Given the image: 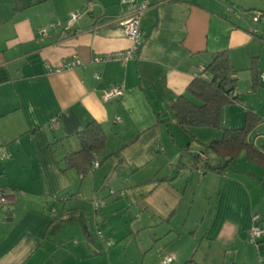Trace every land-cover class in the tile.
Wrapping results in <instances>:
<instances>
[{"label": "crops", "instance_id": "1", "mask_svg": "<svg viewBox=\"0 0 264 264\" xmlns=\"http://www.w3.org/2000/svg\"><path fill=\"white\" fill-rule=\"evenodd\" d=\"M138 1L149 9L136 59L98 65L96 55L132 47L118 24L125 16L120 0H0V190L16 200L0 208V264H134L131 238L133 254L144 255L140 264H163L164 254L172 264L191 257L199 264H264V234L249 242L253 216L264 224L256 174L193 169L191 154L222 133L196 129L202 138L217 135L196 150L171 109L198 68L229 51L240 102L223 109L222 127L243 128L251 109L263 121L249 141L264 148V92L253 89L250 75L255 58L264 71V0ZM77 12L70 30L39 35ZM73 56L84 66L65 69ZM120 83L124 95L103 102L102 93ZM92 121L103 127L106 155L113 156L100 158L82 182L76 170L64 171L63 158L79 150L77 136ZM98 200L104 205L94 214ZM70 211L79 219L55 227L56 216ZM134 224L149 236L133 234ZM96 232L113 244L106 248Z\"/></svg>", "mask_w": 264, "mask_h": 264}, {"label": "trees", "instance_id": "2", "mask_svg": "<svg viewBox=\"0 0 264 264\" xmlns=\"http://www.w3.org/2000/svg\"><path fill=\"white\" fill-rule=\"evenodd\" d=\"M252 62L251 76L253 89L256 90L261 86L260 74L262 72L258 71L257 58ZM204 67L205 72L197 74V77L187 87L185 94L179 96L171 105L180 128L186 131L193 128L214 129L222 133L221 137L210 142L205 150L191 154L194 160L193 169L202 170L204 173L214 172L223 175L231 168L232 163L237 160L241 152L246 153L250 162L264 168V148H259L249 141L250 135L263 121L259 114L248 109L243 128L229 129L222 127L223 109L240 102L238 95L235 93L238 80L233 76L235 70L231 63L229 51L216 54L213 62ZM103 130L99 123L92 121L86 125L84 130L80 131L77 136L80 148L78 151L68 152L65 155L63 158L64 171L76 170L83 182L92 173L93 163L97 159L104 157V160L107 161L113 156L106 155L107 136ZM203 154L206 158H202ZM212 158L219 162L217 164L213 163ZM69 199H73V197L61 196L58 200L65 202ZM72 212L70 211L68 216L63 213L56 216L54 220L55 227L60 228L67 222L78 220L79 218L72 215ZM94 214H96L95 210ZM83 233L88 239H92L86 224H83ZM96 233L104 246L109 247L107 244L110 240L106 239L103 233ZM183 264L199 263L191 257Z\"/></svg>", "mask_w": 264, "mask_h": 264}, {"label": "built area", "instance_id": "3", "mask_svg": "<svg viewBox=\"0 0 264 264\" xmlns=\"http://www.w3.org/2000/svg\"><path fill=\"white\" fill-rule=\"evenodd\" d=\"M148 2V1H147ZM146 1L139 2L138 0H120V5L125 11V16L123 18H120L118 20V24L120 25L123 34L125 37L131 42L132 47H130L127 50H121V51H115L111 53H106L103 55H96L93 58V62L99 64H109V63H120V64H127L130 61L136 59V54L140 51L142 45H143V37L141 33V22L143 18L145 17L148 9H149V3ZM254 15L253 20L255 22L259 21L261 14L257 11L252 12ZM82 12L73 13L70 15L69 18L65 22H57L54 24H50L49 28H44L40 30L38 33L41 37H48L49 30L50 29H58L60 27L66 26L68 30L74 27L75 23L81 18ZM84 66L82 60L79 57L73 56L70 60H68L64 68L67 70H74L75 68ZM205 72V67L200 66L198 68V74H203ZM96 78H98L97 74L95 75ZM261 80L264 82V71L260 74ZM126 90V87L124 83H120L118 85L113 86L112 88L104 91L102 93V101L107 103L113 99L121 98L124 95V92ZM57 119L54 118L51 121V126L54 128L57 124ZM120 120V119H119ZM202 158H206L204 154L202 155ZM100 161L97 159L93 163V168L91 169L92 172L99 168ZM111 194H114V192L111 191ZM122 194V193H121ZM124 195V194H122ZM15 198L9 197L5 191L0 190V207L9 206L15 203ZM95 208L96 214H98L101 211L102 204L100 201H94L93 203ZM254 224L251 226V229L249 230V242L251 244H257L260 241V238H262L264 234V224L260 222V215L255 214L253 216ZM111 241L108 242V246H111ZM173 257L170 255H165L163 258L162 263L163 264H172Z\"/></svg>", "mask_w": 264, "mask_h": 264}, {"label": "rangeland", "instance_id": "4", "mask_svg": "<svg viewBox=\"0 0 264 264\" xmlns=\"http://www.w3.org/2000/svg\"><path fill=\"white\" fill-rule=\"evenodd\" d=\"M263 72V71H262ZM250 73V72H249ZM250 75H251V73H250ZM244 80L243 79H241V84H242V86L245 84L244 82H243ZM262 81V80H261ZM263 84H264V82L262 81V84H261V87L259 88V92H264V86H263ZM241 89H242V87H240ZM255 96L256 95H258L257 93L256 94H254ZM253 95V96H254ZM249 96L251 97V94H249ZM254 98V97H253ZM175 114V113H174ZM263 114H264V112H263ZM180 128V127H179ZM182 131H183V134H184V137H186V138H188V141H190L191 143H192V141H193V146L196 148V150H202L203 148H205V145H206V143H205V141L204 140H209V139H211V138H217L216 136V134L215 133H213L212 134V136L211 135H205L203 138H202V136L200 135V132H197L198 130H196V129H189L188 131H186V130H184V129H182V128H180ZM193 131V132H192ZM216 133H218V132H216ZM194 135L196 136V137H198V138H201V140L200 139H198V140H200L199 141V143L198 142H196V141H194V140H197L195 137H194ZM201 137H200V136ZM201 142V143H200ZM184 150V149H183ZM185 151V150H184ZM176 164H177V162H176ZM171 168V167H170ZM103 170H105V168H103ZM228 172H240V171H249V172H254V174H256V176H257V181H259V182H257V184L259 185V186H261V187H263V189H264V174L262 175V173H264V168L263 167H261V166H259V165H257V164H255V163H253V162H250L249 160H248V158H247V156H246V153L245 152H241V154L238 156V158H237V160L234 162V163H232V166H231V168L229 169V170H227ZM261 180H263V181H261ZM107 187V186H106ZM109 187V186H108ZM111 187H113V186H111ZM114 188V187H113ZM106 189V191H107V188H105ZM115 189V188H114ZM114 189H110V192L112 191V192H116ZM112 196H114V195H112ZM66 197V196H65ZM99 198H101V197H99ZM54 199V197L52 198V200ZM51 200V201H52ZM100 200V199H99ZM98 200V201H99ZM101 202V204H102V207H103V201H100ZM93 207H94V205H92ZM92 207V208H93ZM94 209L95 208H93V211H94ZM45 210H47V209H45ZM47 213L48 214H50L51 216H55L56 215V213H55V211L54 210H47ZM65 216H67V215H65ZM134 223H136V220H134ZM129 230V229H128ZM130 230H131V227H130ZM158 230V229H157ZM137 232H139V233H141L142 234V237H144V236H149L148 235V233L146 234V233H144V230H142L141 228H140V226H138L137 224L135 225H133V230H132V233L133 234H136ZM158 232H162L161 230H158ZM64 235H66V233L64 234ZM66 241H68V240H65V242ZM129 242H131V258L133 257V262H134V264H140L141 263V261H142V257L144 256L143 254L142 255H135V254H133L134 252H133V250H134V243H135V241L133 240V238H131V240H129ZM126 243H128V242H126ZM158 244V243H157ZM123 244H121L120 246H122ZM154 245H155V243H154ZM163 247V246H162ZM154 249L153 250H151V251H149L148 252V254L146 255L147 257V259H146V263L147 262H149V261H151L152 260V255H154L155 254V251H157V249L159 248V246L157 247H153ZM126 250V249H125ZM164 256H165V254H164Z\"/></svg>", "mask_w": 264, "mask_h": 264}]
</instances>
